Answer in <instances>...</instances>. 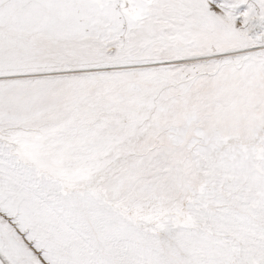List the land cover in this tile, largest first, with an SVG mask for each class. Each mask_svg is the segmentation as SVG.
I'll use <instances>...</instances> for the list:
<instances>
[{
  "label": "snow or ice",
  "instance_id": "snow-or-ice-1",
  "mask_svg": "<svg viewBox=\"0 0 264 264\" xmlns=\"http://www.w3.org/2000/svg\"><path fill=\"white\" fill-rule=\"evenodd\" d=\"M0 264H264V0H0Z\"/></svg>",
  "mask_w": 264,
  "mask_h": 264
}]
</instances>
